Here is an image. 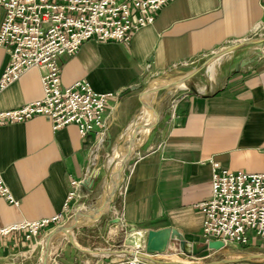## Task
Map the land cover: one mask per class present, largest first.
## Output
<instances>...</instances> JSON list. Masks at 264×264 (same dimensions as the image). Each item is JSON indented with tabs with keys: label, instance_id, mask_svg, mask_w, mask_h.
<instances>
[{
	"label": "crops",
	"instance_id": "0c3cea01",
	"mask_svg": "<svg viewBox=\"0 0 264 264\" xmlns=\"http://www.w3.org/2000/svg\"><path fill=\"white\" fill-rule=\"evenodd\" d=\"M3 13L0 5V22ZM255 28L264 29V0H167L154 20L126 42L90 38L74 54L62 56L63 85L84 77L94 90L109 93L104 136L92 158L95 134L81 136L74 123L53 128L35 115L0 125V174L18 200L15 205L0 197V228L61 211L66 213L62 223L77 210L91 213L94 217L79 215L69 231L72 240L59 233L50 239L47 258L53 264L113 258L111 250L119 242L106 238L111 221L120 231L123 226H175L185 238L201 241L203 214L194 204L210 195L212 161L232 170L264 172V39L217 55L214 71L215 59L209 66L211 76L170 98L152 123L149 110L137 114L157 90L144 95L141 89L193 56L264 37L252 35ZM7 60L0 45V72ZM41 72L30 66L1 89L0 109L41 97ZM135 123L145 125L135 127L134 148L117 187L121 195L115 188L108 209L97 215L108 181L112 184L109 154L127 148ZM93 167L98 172L89 187L82 180ZM52 228L42 227L30 238L22 229L0 232V264L44 240ZM170 253L183 256L173 251L152 257L168 262L163 256Z\"/></svg>",
	"mask_w": 264,
	"mask_h": 264
},
{
	"label": "built area",
	"instance_id": "2783aa9c",
	"mask_svg": "<svg viewBox=\"0 0 264 264\" xmlns=\"http://www.w3.org/2000/svg\"><path fill=\"white\" fill-rule=\"evenodd\" d=\"M166 1L0 0L4 7L0 45L8 54L0 72V90L28 67L42 68L41 97L20 106L0 109V125L35 115L45 117L53 128L74 123L81 136L90 132L95 134L91 148V157L95 158L106 130L105 98L109 93L94 90L84 77L63 85L60 81V58L74 54L80 44L90 38L126 42L133 32L154 20L156 12ZM211 164L210 195L194 204L203 214L202 241L218 239L224 246L246 245L251 244V238H254L264 243V172L232 170L216 161ZM72 183L79 182L73 180ZM121 191V188L117 189V196ZM0 197L18 204L1 174ZM64 217L66 213L61 211L36 220L9 224L0 228V232L22 229L24 236L30 238L42 227L61 224ZM126 228L123 226L121 232ZM115 247L111 250L116 253L113 258L94 260L91 264H197L206 256L185 255L172 246L175 252L192 262H159L152 257L158 253H149L121 242ZM209 250L212 251H206Z\"/></svg>",
	"mask_w": 264,
	"mask_h": 264
},
{
	"label": "rangeland",
	"instance_id": "374dc122",
	"mask_svg": "<svg viewBox=\"0 0 264 264\" xmlns=\"http://www.w3.org/2000/svg\"><path fill=\"white\" fill-rule=\"evenodd\" d=\"M261 32H264V29L256 28V30L252 33L254 36H264ZM261 34V35H258ZM258 38V37H256ZM257 45V44H256ZM254 45V46H256ZM231 46V45H230ZM252 47V45H250ZM227 47H221L220 50L217 52L215 51H209L204 52L202 54H199L197 56H193L192 58H189L185 60L184 62H181L174 66L171 71L168 72V75L166 76H160V77H153L149 85H159L161 82H169L174 79L181 78L182 76L186 75L188 72L192 71L193 69L199 67L203 62L207 61L204 66H201L196 72H194L188 79H185L182 86H178L176 84L169 85L167 87L161 88L157 90L155 94L147 95V97L144 99L146 102L151 104L154 109L156 110L157 114L160 108L168 107L170 104V98L177 96L178 93H180L182 90H188L190 89V86H199L200 83L204 82L209 78V75L211 76L212 71L207 69L208 64L217 57V54L224 50ZM216 63H214L215 65ZM217 66H215L216 68ZM207 72V73H206ZM184 86V87H183ZM174 87V88H173ZM143 108V107H142ZM141 110L138 112L137 115H140ZM151 116V123L155 121V115L154 112L151 110L150 112ZM139 119V117H138ZM151 125V124H150ZM125 143V142H124ZM125 151V149L123 150ZM123 151H113L110 152L109 158L113 156V158L109 162V168L111 170V178L112 184H116V180L118 178V168L120 164L118 165L116 163L117 157L123 152ZM128 158L125 160L123 164L122 172L120 173L119 179L121 180L123 173L125 172L128 164ZM115 168V169H114ZM119 180V182H120ZM118 182V183H119ZM109 184V182L107 183ZM120 230L118 229L117 234L120 235ZM66 235L64 233H59ZM39 235V234H38ZM37 235V236H38ZM60 236V235H58ZM58 238V237H57ZM68 240H72V238H68ZM68 244V241H66ZM251 243L253 244H228L226 246H223L217 250L212 251H202L198 254H206L203 261H210V260H216L217 264H264V243H262L260 240H256L254 238H251ZM259 245V246H258ZM44 249V240L38 239V242L33 245H27L24 246L23 251H20V253H16L14 255H11V257H8L4 264H39L42 258V252ZM174 250H170L168 252H173ZM196 254V255H198ZM166 260H170L172 262H186L187 259L191 260L190 258H185V261L179 260L176 261L175 258H184L182 255L179 254H168L163 256ZM225 259V260H224ZM46 264H53L52 261L48 260Z\"/></svg>",
	"mask_w": 264,
	"mask_h": 264
},
{
	"label": "water",
	"instance_id": "95a60500",
	"mask_svg": "<svg viewBox=\"0 0 264 264\" xmlns=\"http://www.w3.org/2000/svg\"><path fill=\"white\" fill-rule=\"evenodd\" d=\"M263 39L264 37L245 40V42H239L231 46H228L227 48L222 50L220 53L227 51V50H231L239 46L242 43H257ZM206 62L207 61L203 62L199 67L188 72L186 75L182 76L181 78L171 80L164 84L142 88L141 94H148L150 92L159 90L169 85L177 84L180 81H184L185 79H188L194 72H196L201 66H204L205 64H207ZM142 104L143 106L149 107L154 112L155 120H156V118L158 117V114L156 110L154 109V107L145 101H142ZM144 125H145L144 123H135L134 125H132L131 132H130V141H129L127 148L125 149L120 166L118 168V178L116 180V184L110 190L105 192L103 202L94 211L97 215L104 213L109 207L112 194L114 193V190L120 180L119 177L123 169V164L125 160L128 158V156H130L131 151L134 148L135 127L141 128V127H144ZM97 172H98V169L93 167L90 171V174L87 177L83 178L82 182L87 184L90 187L93 182V179L97 175ZM81 214H85V215L87 214V215L93 216L91 213H87L83 210H77L72 216H70V218L67 221L56 225L46 234L44 238V249L42 252V258L39 264H46L47 262V251H48V245H49L50 239L57 233H64L67 236V234H69V230L72 229L76 225L78 217ZM117 232H118V223L116 221H111L106 231V238L108 240L114 241L118 238L117 239L118 242H121L124 245L132 246L135 248H141L149 253L168 252L170 251L169 249L172 246H175L179 252L185 255H196L208 249L217 250L224 246L222 241L218 239H208L206 241L189 240L185 238L184 234L175 226H163L159 228L128 227L123 231L121 236H118ZM197 264H217V261L216 260L202 261V262H198Z\"/></svg>",
	"mask_w": 264,
	"mask_h": 264
},
{
	"label": "bare ground",
	"instance_id": "6f19581e",
	"mask_svg": "<svg viewBox=\"0 0 264 264\" xmlns=\"http://www.w3.org/2000/svg\"><path fill=\"white\" fill-rule=\"evenodd\" d=\"M215 60H214V62H213V64H211V62L209 63V65L207 66L208 68V70H209V66H210V64H211V69H212V71H214L213 69L215 68V66H213L214 65V63H216L217 62V60L219 59V57H216V58H214ZM223 60H224V58H223ZM214 67V68H213ZM207 73V72H206ZM164 83H166V82H161L160 84H164ZM178 86H182L183 85V82H180L179 84H177ZM184 87V86H183ZM174 88V87H173ZM144 95H146V94H144ZM149 110V112H151V109L149 108V107H146V106H143V108H142V110H141V113L140 114H142V113H146L147 111ZM140 116V115H139ZM147 126H149V123L147 124ZM146 126V127H147ZM147 129V128H146ZM124 152L125 151H123L118 157H117V161H116V163L119 165L120 163H121V160H122V157H123V155H124ZM115 169V168H114ZM109 182V181H108ZM111 186H109V184H107V191L108 190H110V188L111 187H113L114 186V184H110ZM70 231V230H69ZM71 233V232H70ZM67 236L68 237H70V234H67ZM74 240V239H73ZM166 253V252H165ZM168 253V252H167ZM175 260L176 261H179V260H183V261H185V258H175ZM186 262H188V263H191L192 261L191 260H189V259H187L186 260ZM186 262H183V263H186Z\"/></svg>",
	"mask_w": 264,
	"mask_h": 264
}]
</instances>
